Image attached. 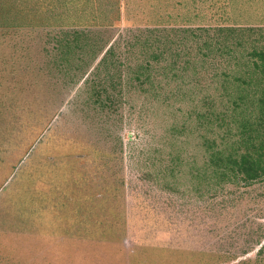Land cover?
<instances>
[{"label": "rangeland", "instance_id": "obj_1", "mask_svg": "<svg viewBox=\"0 0 264 264\" xmlns=\"http://www.w3.org/2000/svg\"><path fill=\"white\" fill-rule=\"evenodd\" d=\"M122 3L114 29H0V56L20 55L17 94L0 101V264H264V180L213 192L191 180L195 164L163 176L171 146L202 161L198 140L173 100L111 78L133 58L125 27L158 10L167 25L263 29L264 0Z\"/></svg>", "mask_w": 264, "mask_h": 264}, {"label": "trees", "instance_id": "obj_2", "mask_svg": "<svg viewBox=\"0 0 264 264\" xmlns=\"http://www.w3.org/2000/svg\"><path fill=\"white\" fill-rule=\"evenodd\" d=\"M123 11L122 0H0V29L80 25L114 29L123 25ZM158 11L153 14L154 25L136 30L125 27L131 36L124 41L133 58L120 55L112 65L111 78L119 77V85L126 82L142 89L149 87L145 98L157 103L173 100L178 126L184 130L190 126V135L198 140L203 155L199 166L195 160L183 161L171 146L170 161L162 175L174 174L178 166L195 164L191 180L200 187L207 184L213 192L229 183L263 181L264 28L167 25L171 16ZM72 45L70 41L68 46ZM148 46L158 49L152 47L151 51ZM111 48L100 64L107 63ZM19 56H0V101L17 94L12 77L20 69ZM162 59L168 63L171 77L166 72L160 74ZM173 72L174 78L183 76L182 85L173 79ZM207 80L206 86L203 82ZM13 109H18V103Z\"/></svg>", "mask_w": 264, "mask_h": 264}]
</instances>
